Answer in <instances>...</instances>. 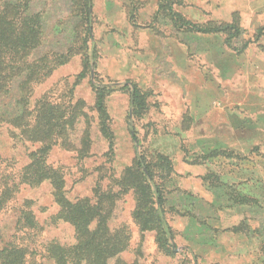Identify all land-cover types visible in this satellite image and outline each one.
I'll list each match as a JSON object with an SVG mask.
<instances>
[{
  "label": "rangeland",
  "instance_id": "rangeland-1",
  "mask_svg": "<svg viewBox=\"0 0 264 264\" xmlns=\"http://www.w3.org/2000/svg\"><path fill=\"white\" fill-rule=\"evenodd\" d=\"M160 4L167 3L92 0L97 79L137 86L147 95V112L141 121L132 120L127 93L117 91L108 97L116 150L114 160L107 162L90 110L87 80L72 89L80 71V60L74 57L43 89L59 83V93L67 96L72 89L65 101L71 100L80 114L68 132L70 139L64 148H52L49 161L68 175L70 196L92 198L96 183L105 195H114V180L134 158V133L146 154L158 153L171 161L174 173L167 208L173 206L179 213L166 214L174 238L172 253L163 255L153 234L139 232L133 223L136 196L132 191L123 195L110 223L129 230L123 260L128 264L191 260V264H264V35L238 53L242 43L229 48L222 35L177 31L169 15L159 10ZM31 9L43 15L40 51H65L78 24L70 0H33ZM172 9L197 25L234 22L243 30V40L254 41L258 32L264 33V0H174ZM5 130L0 131V147L7 151ZM88 131L92 142L79 159L69 145L80 148ZM215 152L223 155L210 157ZM44 193L40 201L47 211L41 219L56 211L48 190ZM6 224L7 220L0 221V228ZM60 229L59 239L71 243L70 227L63 224Z\"/></svg>",
  "mask_w": 264,
  "mask_h": 264
},
{
  "label": "trees",
  "instance_id": "trees-1",
  "mask_svg": "<svg viewBox=\"0 0 264 264\" xmlns=\"http://www.w3.org/2000/svg\"><path fill=\"white\" fill-rule=\"evenodd\" d=\"M32 2L0 0V131L7 132V151L0 147V221L7 220L0 228V264H128L122 254L129 247V230L110 223L116 202L130 191L137 198L132 220L138 231L152 233L159 252L171 254L174 234L166 214L179 211L173 206L167 208L172 194L168 184L174 170L166 156L146 154L133 133L134 158L114 180L116 192L105 195L96 183L92 198L70 196L68 175L49 161L53 147L64 148L77 114L80 116L71 100L65 101L74 87L87 80L92 95L90 110L95 115L107 162L114 160L116 150L106 105L108 97L117 91L127 93L130 117L141 121L147 112V95L135 85L119 86L97 79L92 0H70L78 24L70 46L63 52L40 51L44 42L43 15L32 12ZM165 3L159 5V10L169 15L174 29L222 35L229 48L241 42L238 53L264 35L260 31L254 41L243 40V30L234 22L197 25L173 12L174 0ZM74 57L80 60V71L74 76L69 95L59 93V83L43 91L49 78ZM88 125L91 130L89 122ZM83 138L80 148L71 144L68 149L79 159L85 155L84 147L92 142L91 131ZM222 155L215 152L210 157ZM104 172L106 175L108 170ZM44 190H48L56 211L41 219L40 215L47 211L40 201ZM107 196L112 199L107 200ZM251 200L259 204L256 198ZM63 224L72 231L73 241L69 244L58 237Z\"/></svg>",
  "mask_w": 264,
  "mask_h": 264
}]
</instances>
